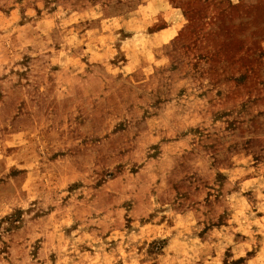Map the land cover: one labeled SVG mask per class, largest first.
Here are the masks:
<instances>
[{
  "label": "rangeland",
  "instance_id": "1",
  "mask_svg": "<svg viewBox=\"0 0 264 264\" xmlns=\"http://www.w3.org/2000/svg\"><path fill=\"white\" fill-rule=\"evenodd\" d=\"M0 264H264V0H0Z\"/></svg>",
  "mask_w": 264,
  "mask_h": 264
}]
</instances>
